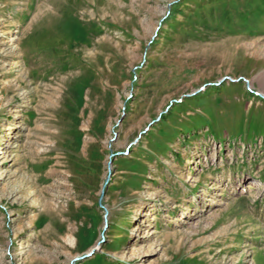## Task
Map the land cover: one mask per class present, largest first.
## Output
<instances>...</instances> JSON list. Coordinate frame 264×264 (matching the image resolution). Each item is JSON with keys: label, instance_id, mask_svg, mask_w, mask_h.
<instances>
[{"label": "rangeland", "instance_id": "obj_1", "mask_svg": "<svg viewBox=\"0 0 264 264\" xmlns=\"http://www.w3.org/2000/svg\"><path fill=\"white\" fill-rule=\"evenodd\" d=\"M71 263L264 264V0H0V264Z\"/></svg>", "mask_w": 264, "mask_h": 264}, {"label": "water", "instance_id": "obj_2", "mask_svg": "<svg viewBox=\"0 0 264 264\" xmlns=\"http://www.w3.org/2000/svg\"><path fill=\"white\" fill-rule=\"evenodd\" d=\"M108 180H109V176L106 177L105 182L107 183ZM102 193H103V191H102ZM101 198H102V194H101L100 197H99L98 204H99L101 207H103V206H102V202H101ZM106 214H107V211L105 210V215H106ZM79 258H81V257H76V258L73 259V260H77V259H79ZM72 263H73V262H72ZM72 263H71V264H72Z\"/></svg>", "mask_w": 264, "mask_h": 264}, {"label": "bare ground", "instance_id": "obj_3", "mask_svg": "<svg viewBox=\"0 0 264 264\" xmlns=\"http://www.w3.org/2000/svg\"><path fill=\"white\" fill-rule=\"evenodd\" d=\"M143 208V204H141L138 208H137V211L138 212H141V209ZM152 219H154L153 217H152Z\"/></svg>", "mask_w": 264, "mask_h": 264}]
</instances>
